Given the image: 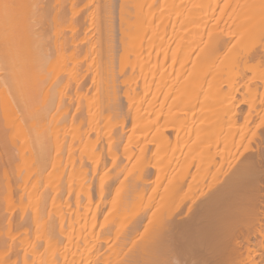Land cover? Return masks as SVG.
<instances>
[{"label": "bare ground", "instance_id": "1", "mask_svg": "<svg viewBox=\"0 0 264 264\" xmlns=\"http://www.w3.org/2000/svg\"><path fill=\"white\" fill-rule=\"evenodd\" d=\"M120 1L0 0V264H257L264 0Z\"/></svg>", "mask_w": 264, "mask_h": 264}, {"label": "rangeland", "instance_id": "2", "mask_svg": "<svg viewBox=\"0 0 264 264\" xmlns=\"http://www.w3.org/2000/svg\"><path fill=\"white\" fill-rule=\"evenodd\" d=\"M48 1H49V0H48ZM113 2H114V1H113ZM115 3H116V4H115ZM115 3H114L115 6H114V4H113V8H114V9H113V17L115 18V20H114V18H113V20H114L115 22L117 21L116 23L118 24V26H117V24L114 22V25H115V27H114V28H115V29H114V30H115V32H114V33H115V34H114V37H115V38H114V41L117 40V41H115V42H116L115 46H116V45L120 42L119 38L121 39V36H120V35H121V32L119 31V30H120V26H119V24H120V23H119V22H120V17H119V12H118V11H120V4H121V1H120V0H117V1H116V0H115ZM115 7H116L117 9H116ZM118 7H119V8H118ZM115 12H116V13H115ZM114 14H115V15H114ZM116 14H117V15H116ZM116 19H117V20H116ZM118 27H119V28H118ZM116 28H117V29H116ZM116 33H117V34H116ZM118 33H119L120 35H119ZM119 44H120V43H119ZM119 44L116 46V47H118V48H116V50H117V54H118V55H119V53L121 52V51H120V50H121V45H119ZM87 76H88V75H87ZM88 78H89V79H88ZM87 79H88V80H87ZM90 79H91L90 76H89V77H85V78L83 79V81H85V83H87V84L84 83L85 86L87 87V88H86L87 91H92V89H93V88H90V87H91V84H90L91 81H89ZM89 85H90V86H89ZM88 86H89V87H88ZM129 127H130V126H129ZM129 129H130V128H129ZM129 129H128V130H129ZM251 145L254 146L253 144H251ZM252 149L254 150L255 147H253ZM257 149H258V148H257V146H256V150H257ZM232 150H233V151L230 152V155H227L226 157L224 156V158H226V160L223 159V156H218L219 158H218L217 162H218V161H219V162L221 161L222 164H221V162H220V163L218 162V165L216 164V165H217V168H215V167L213 166V169H212V166H209V167H207V168H211V169H209L210 171L207 172L208 169L205 167V165L202 164L201 168L204 166L205 169H204V168H202V169L200 168L202 171L199 170L200 172H198V174L200 173V174L202 175V172H203V175H202V176H199L201 179L203 178L204 174H205L206 176L202 179V180H204V182H203L204 184L202 183L203 185L200 184V186H199L198 182H196V184H198V186L196 185L198 188L196 187V188H195V191H193L195 195H192L193 193L191 194V195H192V198H193L194 200H195L194 196L197 195L195 201H198V199H200V200L202 201V200H204L205 198L209 197V196H207V195H210V196H211V195L217 190V186H219L220 184L223 185L222 183L225 184V183L227 182V180L229 179V176L232 175L234 171H236V169L238 168V165H237V164H238V153H237V151H238V146H237V148H236V147L232 148ZM236 150H237V151H236ZM258 151H259V149H258ZM249 154L252 155V156H255V155L258 154V152L254 150V152H251V151H250V152L247 153V155H249ZM247 155H246V156H247ZM193 156H196V155H192V157H191L192 159L194 158ZM196 157H197V156H196ZM196 157H195V159H197V160H195L196 162H194V163H195V165L198 166V164H199V163H198V161H199L198 159H199L200 157H199V158H196ZM230 157H231V158H230ZM228 158H229V160H228ZM231 159H232V160H231ZM234 159H235V160H234ZM230 160H231V161H230ZM193 161H194V159H193ZM199 162H200V161H199ZM225 162H226V163H225ZM231 162H232V163H231ZM225 164H226V165H225ZM231 164H232V165H231ZM216 165H215V166H216ZM220 165H222V167H221ZM234 165H235V166H234ZM219 166H220V168H219ZM214 168H215V169H214ZM218 168H219L220 170H219ZM232 168H233V169H232ZM203 169H204L205 171H204ZM206 169H207V170H206ZM223 169H224V170H223ZM225 169H226V170H225ZM227 169H228V170H227ZM229 169H230V170H229ZM263 169H264V168H263ZM263 169H262V170H263ZM218 170H219V171H218ZM231 170H232L233 172H230ZM237 170H238V169H237ZM215 171L220 172L219 174L216 173V174L218 175V177H216L217 179L215 178V175H214V174H215V173H214ZM225 171H226V172H225ZM228 171H229V172H228ZM205 172H206V173H205ZM209 173H211V174H209ZM222 173H223V174H222ZM225 173H226V174H225ZM196 174H197V173H196ZM198 174H197V176H198ZM200 174H199V175H200ZM227 174H228V175H227ZM211 175L213 176V178H212L213 180H214V178H215L216 181H217V180H218V181H217V182H216V181L214 182V181L211 179V177H212ZM217 175H216V176H217ZM219 175H220V177H222L221 179H220ZM207 176H209V177H207ZM195 177H196V176H195ZM199 177H198V178L196 177V179H198V181H199V183H200V182H202V180H201ZM226 177H227V178H226ZM207 178H208V179H207ZM218 178H219V179H218ZM205 179H206V180H205ZM210 179H211L213 182H211ZM222 179H223V180H222ZM224 179H225V180H224ZM220 180H221V181H220ZM209 181H210V182H209ZM205 182H206V183H205ZM208 182H209V183H208ZM218 182H219V183H218ZM207 183H208V185H207ZM213 183H215V184L213 185ZM217 183H218V184H217ZM201 185H202V186H201ZM206 185H207V186H206ZM212 185H213V186H212ZM221 185H220V186H221ZM263 185H264V184H263ZM205 187H207V188H205ZM211 187H212V188H211ZM199 188H200V189H199ZM204 189H206V190H204ZM197 190H198V191H197ZM201 190H202V191L204 190V191L202 192ZM207 190H208V191H207ZM197 192H198V193H197ZM199 192H200V193H199ZM201 192H202V193H201ZM210 192H211V193H210ZM212 192H213V193H212ZM207 193H208V194H207ZM198 195H199V196H198ZM200 195H201V196H200ZM203 195H204V196H203ZM188 196H190V195H188ZM202 196H203V197H202ZM198 197H199V198H198ZM182 198H184V197H182ZM182 198H181V199H182ZM192 198H189V197H188V199H191V200H190L191 202L187 199V197L184 198L185 200H186V199L188 200V201L186 200V201H187L186 204L189 205L188 208H189L190 206H192L193 203L195 204V201H194ZM185 200H183V201H185ZM200 200L198 201V203L200 202ZM193 201H194V202H193ZM189 202H190V203H189ZM173 203H174V202H173ZM173 203H172V204H173ZM183 203H184V202H183ZM200 203H201V202H200ZM177 204H178V203L175 201V203L173 204V206L171 205V209H174L175 211H177V209H176V208H178ZM186 204H183L184 206H183L182 204H181V205L183 206V208H185V207L187 208V205H186ZM225 204H226V205H225ZM225 204H224V205H225L224 208H227L228 205H229L230 203L227 201ZM227 204H228V205H227ZM178 205H179V204H178ZM196 205H197V202H196ZM175 206H176V207H175ZM172 207H174V208H172ZM179 208H180V212H182V213H180L181 215L177 214V212H175V213H176L179 217L181 216V218H178L177 216H175L176 214L174 215V217H175V218L177 217L178 220L182 219V217L184 216V213H186L185 209L183 210V208L180 207V206H179ZM179 208H178V209H179ZM181 208H182V210H181ZM188 208H187V209H188ZM194 208H195V205H194ZM15 209H16V208H15ZM16 210H17V213L19 212V214L16 213ZM16 210H13V212H12L13 214H15V215H13V218L15 219V220H14L15 222H16V220H17V221L20 220L19 215H21V214H20V211H19V208H17ZM193 210H194V209H193ZM183 211H184V213H183ZM192 212H193V211H192ZM225 212H229V211H225ZM178 213H179V210H178ZM182 214H183V216H182ZM186 214H187V213H186ZM186 214H185V216H186ZM191 214H192V213H191ZM225 214H226V213H225ZM228 214L231 215V213L229 212V213L226 214V217H227ZM14 216H15V217L18 216L17 218H19V220H18L17 218H15ZM185 216L183 217V219L187 218V217H185ZM229 218H232V217L229 216V217L227 218V220H228ZM229 220H230V219H229ZM246 224H247V223H239V224H238V227H239V228H238V235H242V232H244V231H245V232H244V235H245V233H246L247 230H248L247 228L250 227L249 224H247V226H246ZM28 225H30V224H28ZM26 226H27V225H26ZM244 226H246V228H245ZM28 227H29V226H28ZM30 227H31V225H30ZM30 227H29V228H30ZM25 228H26V227H25ZM244 228H245V229H244ZM30 229H31V228H30ZM246 229H247V230H246ZM240 231H241V232H240ZM239 233H241V234H239ZM246 235H248V234L246 233ZM246 235H245V236H246ZM241 240H242V239H241ZM241 240H240V241H241ZM262 240H263V239H262L261 237H259V236H257L256 238L252 236V238H251V240H250V243H251V244H250V245H251L250 247H251V249H252V250L254 249V251L256 250V251H255V254H254V257H255L254 260L257 261V264H264V263H263V262H264V252L262 251V247H261V246L259 247V245H258L259 243L262 245V242H263V244H264V240H263V241H262ZM17 241H18V240H17ZM245 243H246V244H245ZM254 244H255V245H254ZM230 245H231V244H229L228 246H230ZM244 245H245V246H244ZM253 245H254V246H253ZM246 246H247V242H244L243 245H242V247H238L239 250H241V252H242L243 255L246 254V251H245V250H246V249H245ZM240 248H241V249H240ZM227 249H228V247H227ZM231 249H233V246H231ZM231 249H228L229 251H228V250L226 251V253H227L228 255H230ZM244 249H245V250H244ZM257 249H258V250L261 249V250L258 251ZM259 252H260V255H262V256L259 255ZM184 253H186V252H184ZM187 253H188V252H187ZM193 253H194V252H193ZM193 253H191V254H192V255H195V254H193ZM195 253H196V252H195ZM226 253L224 252V254L226 255V256L223 255L224 257H228V255H227ZM256 253H257V254H256ZM262 253H263V254H262ZM197 254H198V253H196V255H197ZM196 255L193 256V257H194V258H197ZM198 255H201V257H202V254H198ZM198 255H197V256H198ZM256 255H257V256H256ZM186 256H188V254H187ZM186 256L184 255V258L182 259V260H183L182 263L187 264V263L190 262V264H191V263H192V264H195V263L197 262V264H198V260H197V259H196L197 261H196L195 259H191V258H193V257L191 256V257H189V258L191 259V260H190V259L186 258ZM189 256H190V255H189ZM244 256H245V255H244ZM201 257H200V258L198 257V259L201 260V261L204 260V259H201ZM260 257H261V258H260ZM262 257H263V259H262ZM185 258H186V259H185ZM187 259H188L189 261H187V263H185V261H186ZM260 259H262V260H260ZM194 260H195V262H194ZM192 261H193V262H192ZM174 262H175V261H174ZM199 262H200V261H199ZM261 262H262V263H261ZM175 264H178V263H175ZM179 264H181V263H179ZM199 264H200V263H199Z\"/></svg>", "mask_w": 264, "mask_h": 264}]
</instances>
